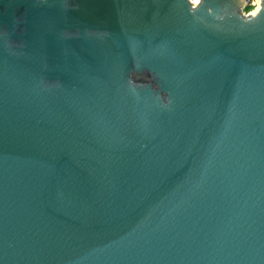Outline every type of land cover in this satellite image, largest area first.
Segmentation results:
<instances>
[{"label":"water","instance_id":"95a60500","mask_svg":"<svg viewBox=\"0 0 264 264\" xmlns=\"http://www.w3.org/2000/svg\"><path fill=\"white\" fill-rule=\"evenodd\" d=\"M0 0V264H264V0Z\"/></svg>","mask_w":264,"mask_h":264},{"label":"rangeland","instance_id":"374dc122","mask_svg":"<svg viewBox=\"0 0 264 264\" xmlns=\"http://www.w3.org/2000/svg\"><path fill=\"white\" fill-rule=\"evenodd\" d=\"M260 1L261 0H258V3H257V0H250V5L247 6L245 9H243V12L245 13H253L256 8L258 7V5L260 4Z\"/></svg>","mask_w":264,"mask_h":264},{"label":"clouds","instance_id":"9594fccd","mask_svg":"<svg viewBox=\"0 0 264 264\" xmlns=\"http://www.w3.org/2000/svg\"><path fill=\"white\" fill-rule=\"evenodd\" d=\"M189 2L191 3L193 9H195L197 6L201 4V0H189ZM257 3H258V0H257Z\"/></svg>","mask_w":264,"mask_h":264},{"label":"bare ground","instance_id":"6f19581e","mask_svg":"<svg viewBox=\"0 0 264 264\" xmlns=\"http://www.w3.org/2000/svg\"><path fill=\"white\" fill-rule=\"evenodd\" d=\"M259 7H260V4H259L258 7L256 8V10H255L253 13H251V14H254V13L259 9Z\"/></svg>","mask_w":264,"mask_h":264},{"label":"built area","instance_id":"2783aa9c","mask_svg":"<svg viewBox=\"0 0 264 264\" xmlns=\"http://www.w3.org/2000/svg\"><path fill=\"white\" fill-rule=\"evenodd\" d=\"M190 4H191V3H190ZM249 5H250V3H249ZM249 5H247V6H249ZM247 6H246V7H247ZM244 13H245V12H244ZM251 13H252V12H251ZM251 13H245V14H247V15H248V14H251Z\"/></svg>","mask_w":264,"mask_h":264}]
</instances>
